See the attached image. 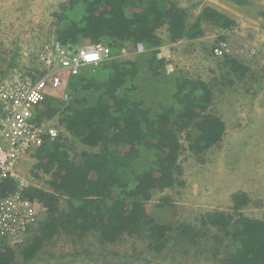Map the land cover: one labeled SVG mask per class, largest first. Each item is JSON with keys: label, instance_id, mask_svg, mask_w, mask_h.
<instances>
[{"label": "trees", "instance_id": "1", "mask_svg": "<svg viewBox=\"0 0 264 264\" xmlns=\"http://www.w3.org/2000/svg\"><path fill=\"white\" fill-rule=\"evenodd\" d=\"M53 16L55 40L61 44L104 42L115 55L125 46L134 50L143 44L145 51L71 76L68 103L55 96L40 103L36 121L57 117V127L64 130L54 140L47 136L34 155L35 170L50 176L49 189L22 190L43 204L45 218L23 244L13 247L0 240V264H15L19 256L31 262L61 234H96L108 244L143 232L157 254L173 239L193 245L212 239L215 253L223 254L222 264H264V219L246 214L253 201L245 191L232 194L230 211L202 215V228L167 222L148 208L156 192L184 186L185 153L203 163L226 134L223 118L212 110L211 85L178 68L169 71L159 49L166 42L202 38L204 24L232 30L237 21L205 5L191 22L189 8L176 0H66ZM164 29L168 39L160 33ZM224 40H217L212 53ZM223 64L229 68L223 79L230 84L232 76L242 81L251 72L255 80L256 72L241 58L225 54ZM145 83L158 84L164 92L148 93ZM65 133L95 150L77 151Z\"/></svg>", "mask_w": 264, "mask_h": 264}, {"label": "rangeland", "instance_id": "2", "mask_svg": "<svg viewBox=\"0 0 264 264\" xmlns=\"http://www.w3.org/2000/svg\"><path fill=\"white\" fill-rule=\"evenodd\" d=\"M64 1L0 0V76H7L18 66L37 64L39 52L55 41L53 15ZM176 1L189 8L191 22L205 5L214 6L237 21L232 30L204 24L202 38L173 44L166 42L159 49L170 71L178 68L191 78H200L211 85L214 92L212 110L223 118L226 134L218 146L205 154L203 163L190 152L185 153L181 157L184 186L156 192L148 208L161 213L160 217L167 222H190L202 228V215L230 211L232 194L242 190L253 201L245 209L246 214L264 219V0ZM160 33L168 39L165 29ZM221 36L231 41L234 50L243 42H250L251 48L256 50L254 54L235 53L256 72L254 81L250 80L252 72L250 79L242 81L232 76L233 84L223 79V74L229 70L223 64L224 56L212 53L213 45ZM134 58L132 55L127 59ZM143 85L145 91L155 96L164 92L158 84ZM54 120L56 123L58 118ZM66 136L77 151L95 150L76 142L69 134ZM181 141L187 147L184 138ZM36 162L34 156L25 161L22 175L29 187L48 190L50 176L36 171ZM162 199H168L167 206L158 211L157 205ZM39 218L40 221L45 218V211ZM145 234L125 236L117 243L108 244L101 243L96 234L84 238L61 234L33 261L26 263L19 256L15 264H222L223 254L215 253L212 239L199 245L173 239L167 249L157 254L149 248Z\"/></svg>", "mask_w": 264, "mask_h": 264}, {"label": "built area", "instance_id": "3", "mask_svg": "<svg viewBox=\"0 0 264 264\" xmlns=\"http://www.w3.org/2000/svg\"><path fill=\"white\" fill-rule=\"evenodd\" d=\"M144 51V45L138 44L134 50L125 46L115 55L104 42L64 45L55 40L39 52L36 65L18 66L7 76H0V240L4 243L13 247L25 243L37 230L39 215L45 211L37 199L24 195L22 190L29 186L21 168L45 143L47 136L54 140L64 130L57 127L55 118L36 121L40 103L47 96L68 103L67 86L71 76L117 57L129 58ZM255 52L250 42H243L234 50L231 41L224 40L214 54Z\"/></svg>", "mask_w": 264, "mask_h": 264}]
</instances>
